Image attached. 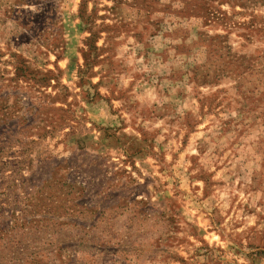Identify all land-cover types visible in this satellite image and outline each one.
<instances>
[{
  "label": "rangeland",
  "instance_id": "rangeland-1",
  "mask_svg": "<svg viewBox=\"0 0 264 264\" xmlns=\"http://www.w3.org/2000/svg\"><path fill=\"white\" fill-rule=\"evenodd\" d=\"M0 264H264V0H0Z\"/></svg>",
  "mask_w": 264,
  "mask_h": 264
}]
</instances>
